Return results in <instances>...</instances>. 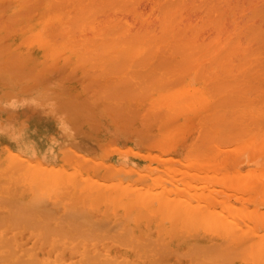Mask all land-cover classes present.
Here are the masks:
<instances>
[{
	"label": "bare ground",
	"instance_id": "bare-ground-1",
	"mask_svg": "<svg viewBox=\"0 0 264 264\" xmlns=\"http://www.w3.org/2000/svg\"><path fill=\"white\" fill-rule=\"evenodd\" d=\"M262 17L264 0H0V264H264ZM86 101L148 135L141 169L92 156Z\"/></svg>",
	"mask_w": 264,
	"mask_h": 264
},
{
	"label": "rangeland",
	"instance_id": "rangeland-1",
	"mask_svg": "<svg viewBox=\"0 0 264 264\" xmlns=\"http://www.w3.org/2000/svg\"><path fill=\"white\" fill-rule=\"evenodd\" d=\"M247 10H248V9H247ZM249 10H250L249 12H251L252 9H249ZM253 12H254V10H253ZM255 12H257V11H255ZM255 17H256V16H255ZM249 18H250V17H249ZM258 18H259V16H258ZM258 18H257V20H258ZM262 18H264V17H262ZM251 19H252V18H251ZM253 19H254V16H253ZM247 20H248V18H247ZM257 20H256L255 22L258 23ZM259 20H261V19H259ZM263 21H264V20H263ZM263 21H262V22H263ZM251 22H252V21H251ZM263 23H264V22H263ZM247 24H248V23H247ZM251 24H252V23H251ZM254 24H255V23H254ZM248 25H250V23H249ZM256 25H257V24H255V28H256ZM263 25H264V24H263ZM250 26H251V25H250ZM250 26H248V27H250ZM259 26H260V24H259ZM261 28L263 29L264 27H261ZM247 29H248V28H247ZM256 30H258V28H257ZM262 32H264V31H262ZM262 35H264V34H262ZM262 40L264 41L263 36H262ZM261 42H262V41H261ZM262 43H264V42H262ZM259 44H261V43H258V45H259ZM258 45H256V46H258ZM251 46H252V45H251ZM262 46H263V44H262ZM262 46H260V47L262 48ZM261 48H258V50H259V49L261 50ZM254 50H256V49H254ZM250 52H251V51H250ZM255 54H256V53H255ZM255 54H253V55H251V56H254ZM262 54H263V51L261 52V55H262ZM257 55H258V54H256V56H257ZM261 55H260V57H261V59H263L262 56H264V55H262V56H261ZM254 57H255V56H254ZM256 58H258V57H256ZM254 59H255V58H254ZM255 60L257 61V59H255ZM258 61H260V63L262 62V61L259 60V59H258ZM251 63H252V61H251ZM255 63H256V62H255ZM255 63H254V64H255ZM258 63H259V62H258ZM260 63H259V64H260ZM262 63H263V64H262ZM262 63H261V64L264 66V59H263V62H262ZM254 64H253V65H254ZM262 65H259V67H260V68L262 67L261 69H262V71H263V68H264V67H263ZM254 66H255V65H254ZM254 66H252V67H254ZM255 68H256V67H254V68L252 69V71H253ZM256 69H257V70H256ZM256 69H255L256 72L254 71V73H255V76H256V78H257V77H259V75H261V73L259 74V70H261V69H259V68H256ZM258 69H259V70H258ZM260 72H261V71H260ZM254 73H253V75H254ZM256 73H258V76L256 75ZM263 73H264V71L262 72V74H263ZM248 74H252V72L250 71V73H248ZM253 75H251V76H253ZM263 75H264V74H263ZM263 75L261 76L262 78H263ZM249 76H250V75H248V77H249ZM248 77H247V78H248ZM252 78H253V77H252ZM252 78L249 77V80L251 81ZM259 78H260V77H259ZM259 78H258V80L260 81L262 78H260V79H259ZM258 80H255V78H253L252 81H258ZM263 80H264V78H263ZM261 81H262V80H261ZM261 81H260V82H261ZM262 82H263V81H262ZM113 89L116 90V88H113ZM62 90H63V89H62ZM107 90H108V89H107ZM107 90H106V91H107ZM63 91H64V90H63ZM63 91H62V92H63ZM66 91H67V88H66ZM67 92H68V91H67ZM108 93H109V91H108ZM114 93H115V92H114ZM87 94L91 96V93L89 94V93L87 92ZM105 94H106V93H105ZM68 95H69V96L72 95V97H69V96L67 97V96H66L67 99L69 100V99H72V98H73V95H74V94H68ZM113 95H114V94H113ZM74 96H75V95H74ZM106 97H107V96H105V95H104V97H103V98L106 99V100L104 99L105 101H101V102H100V100H98V98H96L97 101H95V102H97V103H101V104H103V103L105 102V104H107L106 102L108 101V99L110 100L111 97H109V96H108L109 98H108V97L106 98ZM113 97H114V96H113ZM113 97H112V98H113ZM115 97H116V96H115ZM115 97H114L112 100L108 101V102L111 103V101H112L114 104H116V102H115V101H116V100H115L116 98H115ZM74 98H75V97H74ZM74 98H73V100L75 101V103H76V102H79L78 100H77V101L75 100L76 98H75V99H74ZM61 99L63 100V98H61ZM64 99H65V98H64ZM77 99H80V102H79V103H81V98H77ZM92 99H93V97H92ZM62 100H60V101H62ZM73 100H72V101H73ZM60 101L58 102V99H57V103H60V105H61L60 107H62V104H63L64 101L62 102V104H61ZM74 101H73V102L69 101V103H68L69 106H72V105L74 104L71 108L68 107L67 105H66V106L63 105V106H64L63 108L67 107V108H66V109H67V112H72V113H73V110L78 109V108H76L75 106H78V105H79V106H78V107H79L78 110H80V109H81L80 104H79V103H76V104H75ZM89 102H91V99H90ZM89 102L86 101V103H87V105H86V106H87V109H86V110H87V111L89 110V113L86 112V111L84 110L85 112H83V115H82V116H84V115H85L84 113H86V115H88V114H89V115H92L91 117L89 116L90 118H88V120H90L91 123H92V122H96V121H98V119H99V122H100V123L97 122V124L99 123V124H98V126H99V130H98V127H96L97 125H95L94 123H92V127H91L90 125H88V124H90V122H89L87 119H86L85 122H82V123H81V126H80V127H81V128H84V129L86 130V131H85L86 134H88L89 136H90V134H91V137H90V138H88L86 135H83V137H82L81 134H83V130H84V129L82 130V132H79L77 129L74 130L75 128H77L76 126H79V125H77V124H76L75 127H73V128H74V129H73L74 132H73V131H70V130H72V126L75 125L73 122L75 121V119H77V117H79V116L81 115L82 112L79 113V111H78L79 115L75 113V114H76V115H75L76 118L73 117V114H74V113H73V114H72V117H73L74 119L72 120V118L68 117L69 114L66 113V112H64L65 110L63 109V110H64L63 112L66 113V114L62 115V116H63V119H65V120L63 121V119L60 118V119L63 121V122L60 123V125H61L62 128H63V127H66V128H67V135H69V136H74V137H77V138H84V139L87 137V138L85 139V140H87V141H85V142H89V144L91 143V144L93 145V147H95V150H94V148H93V149L91 150L92 152H90V150H89V148H90V147H89V144H88V143H83V144H82V142H79V143H77V142H73L71 146H68V148L70 147L71 150L74 149L73 151H75V152H77V153H80L81 155H84L85 157H86V156H89V154L92 153V156L96 157L97 159L99 158L100 161L103 162L101 166H103V165L106 166V167L110 166L108 163H112L113 161L116 160V155H117V156L120 155V156H119L120 161H123L122 163L120 162V163H121L120 165H123V166H130V164H131V166H140V167H138V168L141 169L143 165H141L140 162L137 163V162L135 161L136 157L132 154V151H133V150H135V151L138 150V151H139V150H146V149H148L149 146H150L151 143H152V141H149L150 139L147 138L148 135H147L146 133H145L146 137H144L145 135H143V137L145 138V140H144V139L139 140V138H140L141 136L138 135V136H139V137H138V136L136 135V134H138V132H137V133H136V132H133V133L131 132L132 135L129 136V134H131V133H130L129 131L127 132V129L125 130V128H124V131H125V132H123V128H122V127H119V128H118L119 125L116 124V125H117V126H116L115 123L112 122L111 117L113 116V114L111 115V117H110L109 115H107V114H104L105 111H104V109L101 107V104H99V105H94V104L90 103V105H92L91 108H90V106H88V105H89V104H88ZM117 102H118V104H119L121 101L119 102V101H118V98H117ZM57 103H56V104H57ZM72 103H73V104H72ZM110 103H109V104H110ZM122 103H123V102H122ZM53 104H55V103H53ZM65 104H66V102H65ZM77 104H78V105H77ZM111 104H112V103H111ZM114 104H113V107L111 106L110 109H112V108L114 109V107H115ZM57 105H58V104H57ZM120 105H121V104H119V106H120ZM81 106H82V103H81ZM102 106H104V107H105V110H106V107H107V106L104 105V104H103ZM116 106H118V105L116 104ZM125 106H126V109L123 108L124 105H123V106L121 105L120 108L117 107V108H119L118 110H117V109H115V110L112 109V113H114V114L116 115V113L113 112V111H116L117 114H118V113L120 112L119 110L122 108L121 112H122L123 110H124V112L127 110V112H126L127 115H128V114L130 115V112L128 111V110H129V109H128V106H127L126 104H125ZM58 107H59V106H58ZM60 107H59V108H60ZM73 107H74V108H73ZM88 107L92 110L93 113L91 112V110H90ZM55 108H56V107H55ZM68 108H69V109H73V110H72V111H71V110L68 111V110H69ZM82 108H83V106H82ZM115 108H116V107H115ZM61 109H62V108H61ZM83 109H84V108H83ZM110 109L108 108V112H109ZM76 111H77V110H76ZM82 111H83V110H82ZM94 112H95V113H94ZM102 112H103V114H102ZM61 113H62V112H61ZM91 113H92V114H91ZM96 113H97V114H96ZM105 113H106V112H105ZM110 113H111V111H110ZM62 114H63V113H62ZM93 114H94V115H93ZM77 115H78V116H77ZM86 115H85V117H87ZM105 115H106V117H105ZM127 115H124V116L127 118V117H128ZM93 116H94L96 119H93V120H92V118H94ZM96 116L99 117V118H97ZM119 116H121V115H118L117 119L114 120V121L118 122V121H119V119H118ZM124 116H123V117H120V120H122V119L124 118ZM126 118L124 119L125 121H126ZM82 119H84V118H82ZM82 119H81V116H80V118H79L78 120L81 122ZM109 119H110V120H109ZM113 119H115V118H113ZM131 119H132V118H131ZM137 119H139V121L137 120V121L135 122V121L131 120V126H129V130L132 129V126H133V124H135V123H136V126H137V127H136L135 125L133 126V128L136 127V128L134 129V131L138 128V125H139V124H140V126H141V122H140L141 120H140V118H138V116H137ZM78 120H77V121H78ZM94 120H95V121H94ZM100 120H101L102 122H101ZM66 121H67V123H68L69 125L72 124V123H73V125L68 126V124L66 123ZM69 121H70V122H69ZM79 121H78V122H79ZM82 121H83V120H82ZM87 121H88L89 123H88ZM128 121H130V120H128V118H127V121H126V122H128ZM132 121H133L134 123H132ZM126 122H125V123H126ZM75 123H76V122H75ZM102 123H103V125H102ZM118 123H120V121H119ZM104 124H105V125H104ZM120 125H121V123H120ZM127 125H128V124H127ZM93 126H94V127H93ZM80 127H79V128H80ZM124 127H126V126H124ZM101 128H102V129H101ZM106 128H107V129H106ZM120 128H122V129H120ZM140 128H142V126H141ZM68 130H69V131H68ZM79 130H80V129H79ZM139 130H140V129H139ZM142 130H143V128H142ZM142 130H141V131H142ZM76 131H78V132H76ZM80 131H81V130H80ZM87 131H89V132L87 133ZM104 131H105L106 133H105ZM131 131H133V130H131ZM75 132L77 133V135H76ZM108 132H109V134H108ZM73 133H74V135H72ZM78 133H80V134H78ZM89 133H90V134H89ZM103 133H104V134H103ZM126 133H127V134H126ZM134 133H135V134H134ZM84 134H85V133H84ZM107 134H108V135H107ZM113 134H114V135H113ZM139 134H140V133H139ZM142 134H144V132H143ZM92 135H93V136H92ZM112 135H113V138H114V139H112V140H114V141H112V140H110V141H112L111 144L114 143V145L111 146V144H110V146L108 145L109 147H106V148H103V149H102L101 147H102V146L104 147V146H106V145L108 144V143L106 142V140H107L108 138H109V139L112 138V137H111ZM126 135H127L128 137H131V138H133L134 135H135V137L133 138V140H132V139H127V138H126ZM249 135H250V136H249ZM80 136H81V137H80ZM84 136H86V137H84ZM105 136H106V137H105ZM115 136H116V138H115ZM117 136H118V137H117ZM150 136H151V134H150ZM95 137H96L97 139H96ZM247 137H248L247 139L250 140V141H248V142H249V143H252V142H251V141H252L251 139H253V137L251 136V132H250V133L248 132ZM125 138H126V139H125ZM146 138H147L148 140H147ZM152 138H153V137H152ZM88 139H89V140H88ZM90 139H91V140H90ZM92 139H93V140L95 139V142H96L97 145H99L100 143H102V146H101V147H98ZM53 140H54V141H52V142H53V146H56V145H57V141H56L55 138H54ZM137 140H138V145L136 144ZM151 140H152V139H151ZM261 140H262V139H261ZM103 141H104V142H103ZM107 141H108V140H107ZM110 141H109V143H110ZM139 141H140V142H139ZM141 141H142V142H141ZM147 141H148V142H147ZM257 141H260V140L257 138V139L255 140V142H257ZM93 142H94V143H93ZM98 142H99V143H98ZM105 142H106V144H104ZM150 142H151V143H150ZM263 142H264V141H262V145H263L262 147H264ZM63 143H64V142H61L59 145H62V146H63ZM134 143H135L136 145H134ZM142 143H143V144H142ZM80 144H81V145H80ZM123 144H124V145H123ZM59 145H58V146H59ZM82 145H83V146H82ZM86 145H87V146H86ZM92 145H91V146H92ZM100 145H101V144H100ZM122 145H123V146H122ZM144 145H145V146H144ZM62 146H59V148H61ZM81 146H82V147H81ZM96 146H97V147H96ZM114 146H115V148H112L111 151H110V147H114ZM117 146H119L120 148L117 147ZM125 146H126V148H125ZM127 146H128V147H127ZM140 146H141V147H140ZM71 147H72V148H71ZM83 147H85V148H83ZM87 147H89V148H87ZM137 147H139V148H137ZM64 148L66 149V147H64ZM68 148H67V149H68ZM86 148H87V150H86ZM108 148H109V150H107ZM121 148L123 149V151H121ZM141 148H143V149H141ZM101 149H102V150H101ZM105 149L108 151L107 153H106V150H105ZM124 149H128V150H127L126 152H124ZM88 150H89V151H88ZM129 150L131 151L130 153H129ZM62 151H65V150L62 149ZM66 151H68V150H66ZM69 151H70V150H69ZM96 151H97V152H96ZM109 151H110V152H109ZM89 152H90V153H89ZM110 154H111V155H110ZM7 155H8V154H7ZM121 155H123V156H121ZM99 156H100V157H99ZM124 156H125V157H124ZM11 157H13V156L11 155ZM104 157H105V158H104ZM96 158H95V159H96ZM106 158H107V159H106ZM80 159H81V157H80ZM99 159H98V160H99ZM83 160H84V159H83ZM132 160H133V161H132ZM30 161H32V164H33V162H35V159H32V160H30ZM81 161H82V160H80V162H81ZM129 161H130L131 163H129ZM77 162H78V161H77ZM124 162H125V163L127 162V164H125ZM81 163H82V162H81ZM105 163H106V165H105ZM107 164H108V166H107ZM139 164H140V165H139ZM107 170H108V169H107ZM129 171H130V170H129ZM151 171L153 172L152 169H151ZM131 172H132V170H131L129 173H131ZM129 173H128V172L126 173V170H125V175H124V177L127 178L128 176H131V175H129ZM134 174H135V173L133 172V176H134ZM127 179H130V177H128ZM0 185H1V184H0ZM114 201H116V199H115V200L113 199V203H114ZM116 203H117V201H116ZM106 208H107V207H106ZM106 210H108V212L110 211V213H112L111 215H114V213H116V212H112L111 209H110L109 207H108ZM121 212H122V211H121ZM118 215H121V214L119 213Z\"/></svg>",
	"mask_w": 264,
	"mask_h": 264
}]
</instances>
